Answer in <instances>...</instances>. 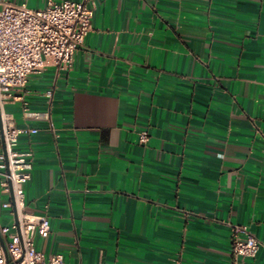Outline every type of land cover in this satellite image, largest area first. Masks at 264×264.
<instances>
[{
  "label": "crops",
  "instance_id": "crops-1",
  "mask_svg": "<svg viewBox=\"0 0 264 264\" xmlns=\"http://www.w3.org/2000/svg\"><path fill=\"white\" fill-rule=\"evenodd\" d=\"M70 1L95 12L72 69L21 93L55 131L6 106L33 164L26 211L51 222L37 249L67 264H229L239 226L262 244L243 264H264V0Z\"/></svg>",
  "mask_w": 264,
  "mask_h": 264
},
{
  "label": "built area",
  "instance_id": "built-area-1",
  "mask_svg": "<svg viewBox=\"0 0 264 264\" xmlns=\"http://www.w3.org/2000/svg\"><path fill=\"white\" fill-rule=\"evenodd\" d=\"M29 0H0V123L4 151L0 153L2 192L12 195V202L3 208L16 210L18 223L0 225V264H67L63 255L47 257L37 249L35 236L47 238L51 222L47 216L27 213L24 186L31 179L33 164L29 152L17 150L23 130L17 127L8 104L23 102V112L36 121L48 123L55 131L49 111H32L21 93L30 76L47 68L59 72L71 70L75 54L85 43L92 29L95 12L87 1L45 0L43 8H30ZM53 91L47 98H53ZM37 134L39 129L28 130ZM139 142L146 145L149 134H140ZM232 260L229 264H243L256 258L261 242L246 227L231 226ZM8 253V261L5 249Z\"/></svg>",
  "mask_w": 264,
  "mask_h": 264
},
{
  "label": "water",
  "instance_id": "water-1",
  "mask_svg": "<svg viewBox=\"0 0 264 264\" xmlns=\"http://www.w3.org/2000/svg\"><path fill=\"white\" fill-rule=\"evenodd\" d=\"M0 128H1V130H2L1 123H0ZM14 211H15V223L17 224V223H18L17 214H16V210H14ZM0 240H1V242L3 243L1 237H0ZM3 246H4V244H3ZM4 249H5V246H4ZM5 255H6V259H7V261H8L9 257H8V253H7L6 249H5ZM8 264H9V263H8Z\"/></svg>",
  "mask_w": 264,
  "mask_h": 264
},
{
  "label": "rangeland",
  "instance_id": "rangeland-1",
  "mask_svg": "<svg viewBox=\"0 0 264 264\" xmlns=\"http://www.w3.org/2000/svg\"><path fill=\"white\" fill-rule=\"evenodd\" d=\"M29 7L35 9V7H33V6H31V5H30Z\"/></svg>",
  "mask_w": 264,
  "mask_h": 264
}]
</instances>
